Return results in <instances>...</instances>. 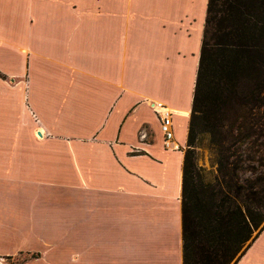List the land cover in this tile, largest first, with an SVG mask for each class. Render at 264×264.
Returning <instances> with one entry per match:
<instances>
[{"label":"crops","instance_id":"crops-1","mask_svg":"<svg viewBox=\"0 0 264 264\" xmlns=\"http://www.w3.org/2000/svg\"><path fill=\"white\" fill-rule=\"evenodd\" d=\"M207 2L0 0V259L182 264ZM236 264H264V229Z\"/></svg>","mask_w":264,"mask_h":264},{"label":"trees","instance_id":"trees-1","mask_svg":"<svg viewBox=\"0 0 264 264\" xmlns=\"http://www.w3.org/2000/svg\"><path fill=\"white\" fill-rule=\"evenodd\" d=\"M201 135L216 165L207 181ZM186 145L182 264H236L264 229V0H208Z\"/></svg>","mask_w":264,"mask_h":264},{"label":"rangeland","instance_id":"rangeland-1","mask_svg":"<svg viewBox=\"0 0 264 264\" xmlns=\"http://www.w3.org/2000/svg\"><path fill=\"white\" fill-rule=\"evenodd\" d=\"M188 147L185 145L183 148V152L187 151ZM195 153V164L198 169L201 170V174L207 180H212L216 174V165L214 159V153L209 146V139L207 135H201L198 137L195 143V147L193 148ZM255 170H262V168L255 164ZM244 177H250L248 173H244L242 175ZM264 224V221H263ZM262 224V225H263ZM29 259L27 255H20L10 259H0V264H22L24 261Z\"/></svg>","mask_w":264,"mask_h":264},{"label":"built area","instance_id":"built-area-1","mask_svg":"<svg viewBox=\"0 0 264 264\" xmlns=\"http://www.w3.org/2000/svg\"><path fill=\"white\" fill-rule=\"evenodd\" d=\"M154 113L158 117L160 122V130L163 134V144L166 148L173 145V123L172 117L174 112L167 109L162 104H156L153 108ZM173 148H177V146H172Z\"/></svg>","mask_w":264,"mask_h":264}]
</instances>
